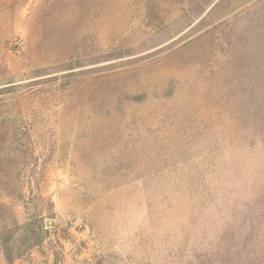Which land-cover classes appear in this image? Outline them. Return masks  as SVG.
Masks as SVG:
<instances>
[{
  "label": "rangeland",
  "instance_id": "1",
  "mask_svg": "<svg viewBox=\"0 0 264 264\" xmlns=\"http://www.w3.org/2000/svg\"><path fill=\"white\" fill-rule=\"evenodd\" d=\"M264 0H0V264H264Z\"/></svg>",
  "mask_w": 264,
  "mask_h": 264
},
{
  "label": "trees",
  "instance_id": "2",
  "mask_svg": "<svg viewBox=\"0 0 264 264\" xmlns=\"http://www.w3.org/2000/svg\"><path fill=\"white\" fill-rule=\"evenodd\" d=\"M262 69L264 70V65H263Z\"/></svg>",
  "mask_w": 264,
  "mask_h": 264
}]
</instances>
